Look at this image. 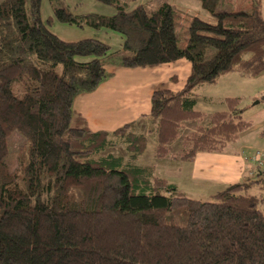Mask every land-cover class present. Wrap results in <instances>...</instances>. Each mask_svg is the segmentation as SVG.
I'll return each instance as SVG.
<instances>
[{"label": "trees", "instance_id": "obj_1", "mask_svg": "<svg viewBox=\"0 0 264 264\" xmlns=\"http://www.w3.org/2000/svg\"><path fill=\"white\" fill-rule=\"evenodd\" d=\"M40 1L29 0V8L24 0L0 2V264H264V198L251 192L253 181L228 184L205 202L176 197L173 183L139 164L146 136L133 124L94 132L73 109L77 95L112 75L105 66L185 59L184 88L159 87L150 99L153 156L190 163L197 153H223L252 121L242 117L240 98H225L224 110L207 115L194 92L226 74H264L260 0H250L249 12L194 0L210 20L193 17L183 47L171 0L156 9L98 0L114 8L111 16L54 9L60 23L119 33L122 46L113 52L97 39L61 41L41 23ZM192 121L180 150L170 153ZM12 131L27 139L18 174L5 163ZM116 145L125 146L126 158H94Z\"/></svg>", "mask_w": 264, "mask_h": 264}, {"label": "crops", "instance_id": "obj_2", "mask_svg": "<svg viewBox=\"0 0 264 264\" xmlns=\"http://www.w3.org/2000/svg\"><path fill=\"white\" fill-rule=\"evenodd\" d=\"M221 4L229 7L230 11L249 12L252 9L250 0H221ZM221 4L220 7H222ZM260 4L264 18V0H260ZM159 5L161 2H158L156 8ZM171 5L174 8V14L187 18L188 22L194 16L182 10L177 11L176 5L192 6L197 8L195 16L207 17L199 3L194 0H171ZM186 38L187 35L185 43ZM104 68L112 75L108 80L99 84L93 92L77 95L73 101L74 111L82 115L86 124L94 132L111 133L123 125L133 124V130H138V133L147 136L148 140L147 116L150 114V99L153 92L159 87L168 88L172 92L182 90L189 76L191 64L185 59H178L176 62L154 67L130 69L108 65ZM239 79L237 73L226 74L212 86H201L194 92L197 109L207 115L214 111L224 110L223 105L221 109L209 106L213 100H217L216 98L221 100L222 104L225 98L235 96L227 94L229 88L223 91L226 93L225 96L211 95L209 89L223 82V87H226L228 82H234V80L245 81ZM247 133L248 129L240 134L236 143L229 144L223 153H197L190 163L173 160L180 175L182 174L180 181L182 184L178 186L173 181L166 180L175 185L176 195L193 201L205 202L228 184L251 180L253 181L251 192L264 198V172L252 161L253 151L264 152V132L259 136L260 142L242 140L248 136ZM262 208H264V201Z\"/></svg>", "mask_w": 264, "mask_h": 264}, {"label": "rangeland", "instance_id": "obj_3", "mask_svg": "<svg viewBox=\"0 0 264 264\" xmlns=\"http://www.w3.org/2000/svg\"><path fill=\"white\" fill-rule=\"evenodd\" d=\"M3 0H0L2 2ZM164 0H120V4L126 5V7L133 8L136 5H144L147 9L156 8L158 2H163ZM39 6V19L41 23L48 29L49 32L57 36L61 41L65 42H73L80 41L84 39H97L106 45H110L111 51H119L122 46V37L119 33H115L111 30H103V29H94L89 26L84 25L83 27H78L74 24L69 25L65 23H60L55 18L54 9L64 8L66 11L73 13L74 15L83 16L88 14H99L103 16H111L115 13L114 8L102 4L98 0H41ZM196 2V1H194ZM25 7L29 8V0H24ZM223 11H230L229 7H226L221 4ZM177 11L182 10L187 12L189 15L194 17V14L197 13V8L186 5H176L175 7ZM206 20H210L209 17H204ZM174 29L176 30L177 42L179 47H183L185 43V36L187 35V26L188 22L187 18L174 14ZM214 49L210 48L207 50V54L205 56L206 59H210L214 54ZM239 80L245 81H236L228 82L226 87H223V83L221 85H213L212 88L209 89L211 95L225 96L226 93H223L226 89H228L227 94H232V96L240 98L239 107L243 109L242 117L246 120L252 121V126L248 128V136L242 140L251 141V142H260L259 136L264 132V74L259 75L255 78L241 77L238 75ZM223 93V94H222ZM229 96V95H228ZM234 97V98H235ZM217 100H213L211 106L212 108L221 109L223 104H221V100L216 98ZM196 123L193 121L191 123H186L182 130H180L179 138L172 142L169 149L170 153H176L181 148V142L183 138L190 133L191 129L194 128ZM150 128V124L148 125V129ZM136 134H139L138 130H133ZM149 139L147 140L146 136V150L141 155L139 159V164L142 166L150 165L155 168V175L159 178L167 179L169 182L173 181L174 183L180 186L182 180L179 173V169L173 160L165 159L160 160L156 159L153 156L154 151V140L153 137L149 134ZM7 142V151L8 155L5 159V163L7 164V168L9 172L19 173L21 170V164L19 162V155L22 152L23 147L26 144L27 139L24 136L17 132L12 131L6 138ZM254 152V151H253ZM108 154H113L115 156H121L126 158L128 153L126 152L125 146L116 145L112 146V148H107L101 151L100 154L95 155L94 158L97 159L101 156H105ZM255 152L253 153V155ZM20 175V174H19ZM187 179V178H186ZM179 197V195H176ZM165 220L167 219L164 217ZM171 219V218H168Z\"/></svg>", "mask_w": 264, "mask_h": 264}, {"label": "built area", "instance_id": "obj_4", "mask_svg": "<svg viewBox=\"0 0 264 264\" xmlns=\"http://www.w3.org/2000/svg\"><path fill=\"white\" fill-rule=\"evenodd\" d=\"M255 154L252 156V161H254L260 170L264 172V152L261 150H255Z\"/></svg>", "mask_w": 264, "mask_h": 264}]
</instances>
